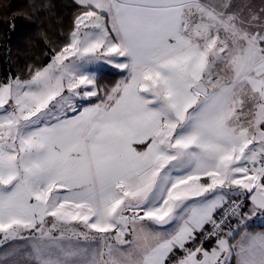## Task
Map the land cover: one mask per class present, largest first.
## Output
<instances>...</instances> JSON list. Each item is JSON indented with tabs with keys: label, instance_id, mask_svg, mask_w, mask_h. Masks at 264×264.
Returning a JSON list of instances; mask_svg holds the SVG:
<instances>
[{
	"label": "snow or ice",
	"instance_id": "6c2138e0",
	"mask_svg": "<svg viewBox=\"0 0 264 264\" xmlns=\"http://www.w3.org/2000/svg\"><path fill=\"white\" fill-rule=\"evenodd\" d=\"M74 4L0 82L4 264H264V0Z\"/></svg>",
	"mask_w": 264,
	"mask_h": 264
},
{
	"label": "trees",
	"instance_id": "16d2710c",
	"mask_svg": "<svg viewBox=\"0 0 264 264\" xmlns=\"http://www.w3.org/2000/svg\"><path fill=\"white\" fill-rule=\"evenodd\" d=\"M28 0H0V20L10 17L17 10H28ZM51 8L32 16L30 21L22 16L16 18V30L9 34L6 23L0 22V82L12 76L28 78V66H45L50 51L41 32L49 35L54 45L62 46L65 36L72 28L78 12L74 0H49ZM118 71L106 70L101 85L111 86L119 78ZM260 228V227H256ZM210 246V245H206Z\"/></svg>",
	"mask_w": 264,
	"mask_h": 264
},
{
	"label": "crops",
	"instance_id": "0c3cea01",
	"mask_svg": "<svg viewBox=\"0 0 264 264\" xmlns=\"http://www.w3.org/2000/svg\"><path fill=\"white\" fill-rule=\"evenodd\" d=\"M213 2H215V0H213ZM241 2V0H233L234 4H239ZM254 3H256L257 5L260 4V0H253ZM258 225V223H256ZM258 227V226H257ZM250 231H261L264 230L262 228H256V227H252L249 229ZM24 242L22 241H18L16 242L17 246L23 244ZM6 250V246H4L3 248H1L0 250V264H4V260H3V253ZM11 259H20V257H15V258H11Z\"/></svg>",
	"mask_w": 264,
	"mask_h": 264
},
{
	"label": "rangeland",
	"instance_id": "374dc122",
	"mask_svg": "<svg viewBox=\"0 0 264 264\" xmlns=\"http://www.w3.org/2000/svg\"><path fill=\"white\" fill-rule=\"evenodd\" d=\"M107 70L117 71V70H115V69H111V68H108ZM256 223H258V224H259V222H258V221H257ZM1 248H3V247H0V250H1Z\"/></svg>",
	"mask_w": 264,
	"mask_h": 264
}]
</instances>
